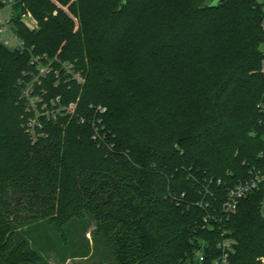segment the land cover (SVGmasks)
Returning <instances> with one entry per match:
<instances>
[{
    "label": "trees",
    "instance_id": "16d2710c",
    "mask_svg": "<svg viewBox=\"0 0 264 264\" xmlns=\"http://www.w3.org/2000/svg\"><path fill=\"white\" fill-rule=\"evenodd\" d=\"M14 1L25 48L0 42V264H52L51 250L214 264L224 240L227 264H264L261 191L222 208L264 169V0ZM33 55L58 60L33 84L47 113L31 125Z\"/></svg>",
    "mask_w": 264,
    "mask_h": 264
},
{
    "label": "built area",
    "instance_id": "2783aa9c",
    "mask_svg": "<svg viewBox=\"0 0 264 264\" xmlns=\"http://www.w3.org/2000/svg\"><path fill=\"white\" fill-rule=\"evenodd\" d=\"M14 4V0H0V42L11 49L23 50L25 48L23 40L11 28V18L14 15ZM21 16L27 21L30 26L33 27L35 25L34 19L29 12L21 14ZM31 60V62L35 66V71L37 73L36 79H38L40 82L42 76L50 73L52 62L57 61L58 58H48L46 55H33L31 57ZM61 66L73 79L77 81H81L83 79L81 74L79 72H76L71 64L67 62H61ZM35 82L36 81L30 82L23 88L22 92L26 99L27 105L30 109L33 108V110L39 109V107L46 109V103L43 100V92L42 90H40L42 92L40 93L39 90H36V87L33 86ZM57 99L58 98H56L55 100ZM38 103L40 106L38 105ZM258 107L262 111H264V101L260 102L258 104ZM73 109L74 104L72 103V105L62 107L60 110L73 112ZM95 109L99 114L104 113L106 110V108L101 105H97ZM37 117L38 115L34 114L31 125ZM256 191H261L260 207L261 210L264 211V169L262 168L250 170L247 178L244 181L227 189L226 198L222 206L223 211L226 214L235 213L240 199ZM207 218H210V220L207 221ZM204 221L206 222L207 227L213 228L214 223H220L221 219L214 216H207L206 218H204ZM217 247L221 250V255L214 260V264H227L229 261L228 255L233 249L232 241L224 240L222 242H219L217 244ZM198 256L200 261L203 260V256L200 253L198 254Z\"/></svg>",
    "mask_w": 264,
    "mask_h": 264
},
{
    "label": "rangeland",
    "instance_id": "374dc122",
    "mask_svg": "<svg viewBox=\"0 0 264 264\" xmlns=\"http://www.w3.org/2000/svg\"><path fill=\"white\" fill-rule=\"evenodd\" d=\"M260 1H263V0H260ZM260 48H261V50H262V52H264V43H262L261 44V46H260ZM264 63V62H263ZM37 75V73L35 72V73H33L32 75H31V82H33V81H37V84H39V80L38 79H36V76ZM27 80V78L25 79V81ZM30 81H27L26 83H25V85L26 84H29V82ZM41 89H39V92L40 93H42L41 91H40ZM25 102H26V100H25ZM69 105H72V102H70L69 103ZM31 111L33 112V114H37V115H40V114H43V113H47V110L46 109H44V108H41V107H39V109H35V110H33V108L31 109ZM34 116V115H33ZM90 229H93V227L91 226V228ZM86 237H88L89 239L91 238V234L88 232L87 234H86ZM52 238H54V236L52 237ZM55 239V238H54ZM93 247H95V244H94V242H93ZM45 256H46V258L49 260V261H51V263L52 264H58V261H57V256H56V252L53 250H51L50 252H45ZM68 261H67V264H69V263H73V264H81L82 262H96V261H98L99 260V253L97 252V253H95V251L91 254V255H89V257H87L85 260H83V259H78V260H75V259H67Z\"/></svg>",
    "mask_w": 264,
    "mask_h": 264
},
{
    "label": "crops",
    "instance_id": "0c3cea01",
    "mask_svg": "<svg viewBox=\"0 0 264 264\" xmlns=\"http://www.w3.org/2000/svg\"><path fill=\"white\" fill-rule=\"evenodd\" d=\"M263 70H264V63H263Z\"/></svg>",
    "mask_w": 264,
    "mask_h": 264
},
{
    "label": "water",
    "instance_id": "95a60500",
    "mask_svg": "<svg viewBox=\"0 0 264 264\" xmlns=\"http://www.w3.org/2000/svg\"><path fill=\"white\" fill-rule=\"evenodd\" d=\"M219 1H223V0H218V2H219Z\"/></svg>",
    "mask_w": 264,
    "mask_h": 264
}]
</instances>
